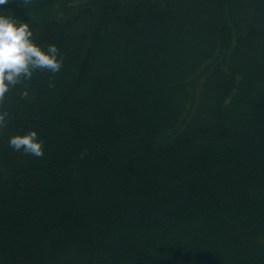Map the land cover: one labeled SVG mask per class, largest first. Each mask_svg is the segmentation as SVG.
Here are the masks:
<instances>
[{
	"label": "trees",
	"instance_id": "trees-1",
	"mask_svg": "<svg viewBox=\"0 0 264 264\" xmlns=\"http://www.w3.org/2000/svg\"><path fill=\"white\" fill-rule=\"evenodd\" d=\"M0 11L63 60L0 101V264H264V0ZM33 128L40 157L9 145Z\"/></svg>",
	"mask_w": 264,
	"mask_h": 264
},
{
	"label": "clouds",
	"instance_id": "clouds-1",
	"mask_svg": "<svg viewBox=\"0 0 264 264\" xmlns=\"http://www.w3.org/2000/svg\"><path fill=\"white\" fill-rule=\"evenodd\" d=\"M7 0H0V5ZM63 65L61 50L55 43L47 47L37 42L28 20L11 12L0 11V101L11 86L21 80L32 79L34 72L47 69L52 73ZM5 114L0 113V123ZM9 145L16 151L40 157L44 155V143L36 129L16 132L9 137Z\"/></svg>",
	"mask_w": 264,
	"mask_h": 264
},
{
	"label": "rangeland",
	"instance_id": "rangeland-1",
	"mask_svg": "<svg viewBox=\"0 0 264 264\" xmlns=\"http://www.w3.org/2000/svg\"><path fill=\"white\" fill-rule=\"evenodd\" d=\"M154 27V26H153ZM156 27V30L157 31H160V27H158V26H155ZM161 28H164L163 26L161 27ZM224 34H226L225 32H223ZM162 34V33H161ZM175 38H176V35H173ZM173 36H172V34H171V37L173 38ZM182 39H184V41H182V43H181V45L182 46H185V47H187L188 46V44H190V41H189V38H188V36L185 34V35H182V37H181V40ZM159 41V40H158ZM178 41V40H177ZM179 41H180V39H179ZM110 43L112 42L111 40L109 41ZM158 43H163V44H165L166 43V46L168 45V43H167V41L164 43L163 41H161V42H158ZM159 47L161 46V45H158ZM172 45H169V47H171ZM180 46V45H179ZM161 50H164V48H161ZM231 65L234 63V61L232 60L231 62H229ZM163 69H164V72H168L166 69L167 68H164L163 67ZM128 72V71H127ZM135 73V72H134ZM125 74H127V73H124V72H122L120 75H121V77L120 78H123V79H125ZM115 75V74H114ZM116 76V75H115ZM115 76H113V79H112V81L114 80V77ZM109 77H111V75H109ZM120 81L121 79H119V77H117L116 78V80L115 81ZM92 82H94L93 81V79H92ZM94 84V83H93ZM145 84H148V87L149 88H153V87H151V85L152 86H154V89H152V90H150L149 92H147V94L145 95V96H147V99H150V100H152L155 96H156V94H157V92H158V89L159 88H157V84H155L153 81H147V82H145ZM164 84V83H163ZM161 86H163L162 84H161ZM195 87V86H194ZM230 91L232 92V89H230ZM230 91H228V92H225L221 97H225V96H229L230 94H231V92ZM212 94H213V92H212ZM215 95H216V93H215ZM166 96H168V95H166ZM101 98V97H100ZM217 100H219L218 98H217ZM219 101H221V100H219ZM143 111H145V112H148V110H146V108H144V109H142ZM54 118H56V117H54ZM58 119V118H57ZM57 122H58V120H57ZM54 123H56V122H54ZM231 129V128H230ZM93 163V162H92ZM95 163V162H94ZM163 190L165 189V187H161ZM262 197L264 198V195H262ZM64 212V211H63ZM215 216H217V217H211V220H215V219H217L218 218V216L219 215H216L215 214ZM220 217V216H219ZM75 218L77 219V220H75L74 221V224L75 225H73L72 227H71V231L74 229V228H77V227H81V223L80 222H78V220L80 221V219H78L79 218V216H75ZM216 221V220H215ZM215 221H213V223L215 222ZM100 224H102V222L100 223ZM237 226H238V228H239V230H243V228L239 225V224H236ZM208 226V225H207ZM211 228H213V225H209ZM62 230V229H61ZM60 230V231H61ZM244 231V230H243ZM194 235H192V237H193ZM49 241V240H48ZM169 242V241H168ZM138 244L139 243H141V241L140 242H137ZM165 244H167V242L165 243H163V245H165ZM38 246H40V247H42V248H46L47 249V241H44L43 242V244L42 245H38ZM180 250L182 249L181 247L179 248ZM132 252H135V250H133L132 249ZM148 258H150V256L148 257ZM111 259V258H110ZM75 260V262H79V260H76V259H74ZM153 260V259H152Z\"/></svg>",
	"mask_w": 264,
	"mask_h": 264
}]
</instances>
